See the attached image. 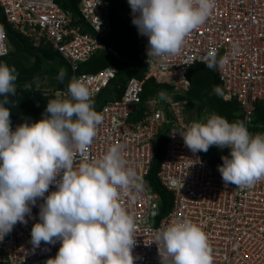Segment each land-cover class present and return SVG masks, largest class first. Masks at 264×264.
<instances>
[{"label": "built area", "instance_id": "1", "mask_svg": "<svg viewBox=\"0 0 264 264\" xmlns=\"http://www.w3.org/2000/svg\"><path fill=\"white\" fill-rule=\"evenodd\" d=\"M110 0H79L83 25L73 24L69 11L55 0H0V13L11 28L28 39L35 48L50 46L70 65L71 79L84 82L94 99L117 75L115 64L95 72L79 71L98 49L115 58L120 53L103 38L111 31ZM137 48L158 83L166 84V99L159 94L143 99L142 82L131 77L124 84L120 98L106 101L98 112L103 120L97 126L93 143L83 153L74 148L76 167L82 161L99 160L110 146H121L126 167L133 168L142 179V187L122 191L118 202L133 216L136 243L132 249L134 264H160L156 237L158 231L174 220L199 224L208 236L213 264H264V178L252 187L225 184L206 152L193 153L184 143L180 130L191 126L196 113L187 111L190 89L187 70L205 62L208 51L216 50L215 67L222 100H235L250 133L256 104H264V0H216L205 23L191 31L178 54L148 58V38L136 27ZM11 47L0 24V57ZM223 59V63H220ZM68 84L62 88H42L43 94L67 98ZM215 86V87H216ZM37 88L39 86L36 85ZM214 87V88H215ZM217 114L211 111L210 115ZM134 115V119L131 116ZM19 124H11L15 130ZM163 133L166 146L156 177L172 194L169 210L160 214V196L146 181L158 134ZM220 156L230 149L219 148ZM55 190L50 186L49 191ZM32 208L27 224L17 223L4 237L0 236V264H46L54 258L61 242L31 244V228L39 219V205Z\"/></svg>", "mask_w": 264, "mask_h": 264}, {"label": "clouds", "instance_id": "2", "mask_svg": "<svg viewBox=\"0 0 264 264\" xmlns=\"http://www.w3.org/2000/svg\"><path fill=\"white\" fill-rule=\"evenodd\" d=\"M132 23L148 38V58L178 54L185 37L205 23L216 0H128ZM216 50L204 58L217 66ZM220 63H223L221 59ZM62 70L59 79L63 81ZM18 73L0 62V236L17 223L39 219L31 228V244L61 242L46 264H134L135 221L118 202L122 191L142 187L135 170L125 166L121 146L113 144L99 160L77 168L74 148H88L103 115L94 108L87 85L73 78L67 98L48 101L39 120L11 126L8 95L16 94ZM213 91L219 92V86ZM161 99L167 93H159ZM193 152L210 146L229 148L217 166L222 180L252 187L264 178V133L253 135L243 121L229 122L213 114L179 131ZM55 190L49 191L50 186ZM160 264H213L212 248L203 228L190 220H174L156 237Z\"/></svg>", "mask_w": 264, "mask_h": 264}, {"label": "trees", "instance_id": "3", "mask_svg": "<svg viewBox=\"0 0 264 264\" xmlns=\"http://www.w3.org/2000/svg\"><path fill=\"white\" fill-rule=\"evenodd\" d=\"M64 10L69 11L73 24H81L85 31H92L81 18L78 10L79 0H55ZM133 13L128 0H110L109 19L111 31L103 38L104 43L120 53L115 58L105 49H98L85 62L81 63L79 71L95 72L99 69L115 64L117 75L94 99V108L98 111L110 99L121 97L124 84L131 77L139 79L143 84V99L164 91L166 84L158 83L155 76L149 71L144 56L137 48L136 26L132 23ZM0 24L5 30L11 47L7 55L0 57V62L15 67L18 77L14 82L16 94L8 95V107L11 124H22L26 121H36L42 116L49 100L56 98L54 94H43V90L36 87L35 80L47 77L51 84L62 88L71 78V69L68 62L50 46L35 48L30 41L14 31L0 13ZM63 66V67H62ZM65 72L63 81L58 77L61 71ZM190 80V89L186 93L189 98L187 111L196 110V117L205 122L211 111L217 112L229 122L240 121L241 109L235 100H222L213 89L219 83L215 68H208L206 62H199L187 70ZM2 99V98H0ZM253 127L251 132L264 130V104H256L253 112ZM134 119V115L131 116ZM166 138L163 133L158 134L154 147V156L146 181L160 196V214L166 213L172 202V194L167 191L156 177L160 160L164 155ZM206 154L212 164H222L223 161L217 146H210ZM225 155V154H224Z\"/></svg>", "mask_w": 264, "mask_h": 264}, {"label": "rangeland", "instance_id": "4", "mask_svg": "<svg viewBox=\"0 0 264 264\" xmlns=\"http://www.w3.org/2000/svg\"><path fill=\"white\" fill-rule=\"evenodd\" d=\"M63 67V66H62ZM35 83L37 86L39 87H44V88H47V87H50V86H54V84H51L47 77H42V78H38L35 80ZM195 112V110L193 109L192 112L190 111V115H192L193 113ZM195 119H198V117L195 116Z\"/></svg>", "mask_w": 264, "mask_h": 264}, {"label": "crops", "instance_id": "5", "mask_svg": "<svg viewBox=\"0 0 264 264\" xmlns=\"http://www.w3.org/2000/svg\"><path fill=\"white\" fill-rule=\"evenodd\" d=\"M192 110H193V109H190L191 112H192ZM194 110H195V109H194ZM190 111H189V112H190ZM195 113H196V110H195V112H194L193 114H195ZM193 114H192V115H193Z\"/></svg>", "mask_w": 264, "mask_h": 264}]
</instances>
